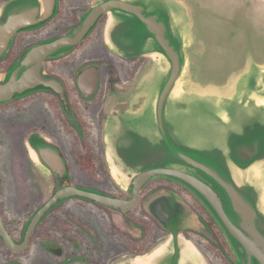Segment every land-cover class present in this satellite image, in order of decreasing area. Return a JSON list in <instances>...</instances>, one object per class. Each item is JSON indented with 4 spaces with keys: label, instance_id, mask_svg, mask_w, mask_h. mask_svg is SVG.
<instances>
[{
    "label": "flooded vegetation",
    "instance_id": "flooded-vegetation-1",
    "mask_svg": "<svg viewBox=\"0 0 264 264\" xmlns=\"http://www.w3.org/2000/svg\"><path fill=\"white\" fill-rule=\"evenodd\" d=\"M10 1L0 0V8ZM95 1L56 0L47 20L11 38L0 72L16 69L32 49L77 26ZM183 1L193 7L196 38H230L233 51L226 55L242 54L233 60L238 68L249 56L264 62V0ZM108 23L109 14L100 15L80 43L44 59L49 84L0 103V264H118L149 254L170 235L145 205L159 191L178 193L197 213L196 228L183 234L210 264H234L222 228L186 186L155 177L136 192L112 175L106 123L132 101L153 60L112 50ZM189 51L193 80H217L225 51L203 40ZM90 194L128 204L115 209Z\"/></svg>",
    "mask_w": 264,
    "mask_h": 264
},
{
    "label": "water",
    "instance_id": "water-1",
    "mask_svg": "<svg viewBox=\"0 0 264 264\" xmlns=\"http://www.w3.org/2000/svg\"><path fill=\"white\" fill-rule=\"evenodd\" d=\"M55 5L12 0L1 6L0 57L18 30L47 20ZM106 13L107 45L153 60L132 101L118 106L106 123L112 175L136 192L155 177L181 183L222 228L234 264H264V62L249 56L224 82H195L188 53L195 19L183 0H96L77 26L32 49L16 69L0 72V103L49 84L44 59L80 43ZM89 196L115 209L128 204ZM145 205L170 235L151 253L118 264H210L183 234L196 228L198 215L182 196L159 191Z\"/></svg>",
    "mask_w": 264,
    "mask_h": 264
},
{
    "label": "rangeland",
    "instance_id": "rangeland-1",
    "mask_svg": "<svg viewBox=\"0 0 264 264\" xmlns=\"http://www.w3.org/2000/svg\"><path fill=\"white\" fill-rule=\"evenodd\" d=\"M192 1L195 4L199 2L198 0H192ZM190 6L192 7L191 4H190ZM192 9H193V7H192ZM193 15H194V11H193ZM194 19H195V16H194ZM198 21H200V16L199 15L197 16V23H198ZM197 25H200V24L198 23ZM199 40H203V41L207 42V44H209V43L210 44L217 43V46H220L222 48L223 53L225 51L224 56H222L220 58V65H219L220 69H219L217 75H215L217 80H215V78H214L213 81H208L206 83H209V82H216V83L224 82L232 72H234V71H236V70H238V69H240L242 67V66L239 67V68L236 67L237 65H236L235 61H233V60H235L234 57H236L238 59L241 58L242 54H240V52H238L237 54H235L231 58L228 57V54L226 55V51L228 53H231L233 51V49H230V48L227 47V45L231 41L230 38H228V37H219L217 39L216 38H212V37L196 38L195 35H194V42L195 41H199ZM263 40H264V38H263ZM194 42L192 44H194ZM192 44H191V46H192ZM191 46L188 47V53L189 54H190L189 49H190ZM190 57H191V54H190ZM191 59H192V63H193V58L191 57ZM195 82H198V81L195 80ZM201 83H203V82H201Z\"/></svg>",
    "mask_w": 264,
    "mask_h": 264
},
{
    "label": "crops",
    "instance_id": "crops-1",
    "mask_svg": "<svg viewBox=\"0 0 264 264\" xmlns=\"http://www.w3.org/2000/svg\"><path fill=\"white\" fill-rule=\"evenodd\" d=\"M259 63V62H258Z\"/></svg>",
    "mask_w": 264,
    "mask_h": 264
}]
</instances>
